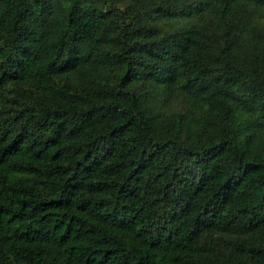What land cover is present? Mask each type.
Returning <instances> with one entry per match:
<instances>
[{"label":"trees","instance_id":"1","mask_svg":"<svg viewBox=\"0 0 264 264\" xmlns=\"http://www.w3.org/2000/svg\"><path fill=\"white\" fill-rule=\"evenodd\" d=\"M0 264H264V0H0Z\"/></svg>","mask_w":264,"mask_h":264}]
</instances>
